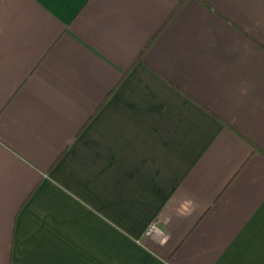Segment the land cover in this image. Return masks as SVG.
Listing matches in <instances>:
<instances>
[{
  "label": "crops",
  "instance_id": "crops-1",
  "mask_svg": "<svg viewBox=\"0 0 264 264\" xmlns=\"http://www.w3.org/2000/svg\"><path fill=\"white\" fill-rule=\"evenodd\" d=\"M0 264H264V0H0Z\"/></svg>",
  "mask_w": 264,
  "mask_h": 264
},
{
  "label": "built area",
  "instance_id": "built-area-1",
  "mask_svg": "<svg viewBox=\"0 0 264 264\" xmlns=\"http://www.w3.org/2000/svg\"><path fill=\"white\" fill-rule=\"evenodd\" d=\"M144 235L151 239H156L157 243L161 246H166L171 239V236L160 227L158 221L152 222L147 227Z\"/></svg>",
  "mask_w": 264,
  "mask_h": 264
},
{
  "label": "trees",
  "instance_id": "trees-1",
  "mask_svg": "<svg viewBox=\"0 0 264 264\" xmlns=\"http://www.w3.org/2000/svg\"><path fill=\"white\" fill-rule=\"evenodd\" d=\"M117 87H118V85L115 87V89H114V90H116V88H117ZM112 93H114V91H113ZM112 93H111V94H112ZM109 96H110V95H109ZM107 99H108V97H107ZM105 102H106V101H105Z\"/></svg>",
  "mask_w": 264,
  "mask_h": 264
}]
</instances>
